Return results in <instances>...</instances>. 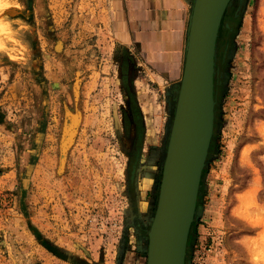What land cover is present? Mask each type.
I'll return each instance as SVG.
<instances>
[{"label": "rangeland", "instance_id": "rangeland-1", "mask_svg": "<svg viewBox=\"0 0 264 264\" xmlns=\"http://www.w3.org/2000/svg\"><path fill=\"white\" fill-rule=\"evenodd\" d=\"M41 3L0 0V264H126L132 247L145 264L179 84L138 91L107 0ZM236 12L187 264H264V0Z\"/></svg>", "mask_w": 264, "mask_h": 264}, {"label": "water", "instance_id": "water-1", "mask_svg": "<svg viewBox=\"0 0 264 264\" xmlns=\"http://www.w3.org/2000/svg\"><path fill=\"white\" fill-rule=\"evenodd\" d=\"M230 1L193 2L157 204L147 234L146 264H187V239L213 134L217 38Z\"/></svg>", "mask_w": 264, "mask_h": 264}, {"label": "crops", "instance_id": "crops-1", "mask_svg": "<svg viewBox=\"0 0 264 264\" xmlns=\"http://www.w3.org/2000/svg\"><path fill=\"white\" fill-rule=\"evenodd\" d=\"M107 1L112 40L132 57L131 67L140 70L138 91L147 94L150 86L179 84L194 0ZM126 258V264H134L133 247Z\"/></svg>", "mask_w": 264, "mask_h": 264}, {"label": "flooded vegetation", "instance_id": "flooded-vegetation-1", "mask_svg": "<svg viewBox=\"0 0 264 264\" xmlns=\"http://www.w3.org/2000/svg\"><path fill=\"white\" fill-rule=\"evenodd\" d=\"M22 1H23V6L22 7H24L26 13H28V16H30V15L31 16H33V15L35 16L36 13H39V14L41 13L40 12L41 11L40 7H41V4H42L41 3L42 0H22ZM12 8L17 10L16 18L22 16V13L18 12V10L20 9L19 7H17L16 5H13ZM158 192H159V188H158ZM157 198H158V196H157ZM156 204H157V202H156ZM154 212H155V210H154ZM153 215H154V213H153ZM141 229H143V228H141ZM148 230L149 229H147V231ZM146 233L147 232L141 233V234H145L146 235ZM135 246L138 247V241H135ZM136 250H137V248H136ZM143 252H145V251H143V250L140 251L139 249L137 250L138 254H136V260H135L134 264H138L139 258L141 257L140 255L143 254ZM145 264H146V259H145Z\"/></svg>", "mask_w": 264, "mask_h": 264}, {"label": "trees", "instance_id": "trees-1", "mask_svg": "<svg viewBox=\"0 0 264 264\" xmlns=\"http://www.w3.org/2000/svg\"><path fill=\"white\" fill-rule=\"evenodd\" d=\"M229 18L231 19V22L228 21ZM239 18H240V14L238 12L232 13L230 17H229V15L227 13H225L224 16H223V18H222V20H221V28H220V31L222 30V31L226 32L227 34L233 33L234 32V29H235L234 26L238 22ZM0 118H1V115H0ZM2 124H3V120L0 119V125H2ZM203 173H204V171L202 172L201 179L203 177ZM200 186H201V181H200ZM192 227H194V224H193ZM192 236H193V231L190 230L189 235H188V239H187V248H189V246L191 244ZM186 251H188V250H186Z\"/></svg>", "mask_w": 264, "mask_h": 264}, {"label": "bare ground", "instance_id": "bare-ground-1", "mask_svg": "<svg viewBox=\"0 0 264 264\" xmlns=\"http://www.w3.org/2000/svg\"><path fill=\"white\" fill-rule=\"evenodd\" d=\"M76 125V123H75ZM68 127V126H67ZM66 133H67V129H66V132H65V135H64V139H63V143H62V146H61V152H62V155L64 156L69 144L71 143L72 139H73V135L75 133V126L74 128L71 130V137L70 139L66 142Z\"/></svg>", "mask_w": 264, "mask_h": 264}]
</instances>
